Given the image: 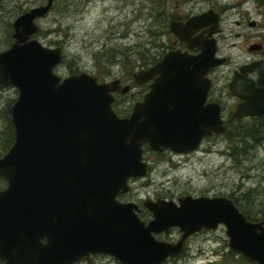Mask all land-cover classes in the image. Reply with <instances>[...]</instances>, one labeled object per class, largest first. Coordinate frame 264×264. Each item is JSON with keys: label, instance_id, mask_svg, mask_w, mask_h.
<instances>
[{"label": "water", "instance_id": "1", "mask_svg": "<svg viewBox=\"0 0 264 264\" xmlns=\"http://www.w3.org/2000/svg\"><path fill=\"white\" fill-rule=\"evenodd\" d=\"M53 5L47 0L20 14L13 43L0 52V85L18 89L10 107L14 142L0 157V176L7 181L0 190L1 264H73L91 254L122 264H162L185 251L190 235L220 225L230 249L264 264V219H249L227 196L148 198V222L139 216V204L118 199L131 190L130 178L149 173L145 143L155 151L189 152L225 131L221 104L206 102L208 74L226 62L215 35L219 13L210 9L171 22V31L199 52L170 49L152 67L136 71L138 84L153 79L151 91L120 117L114 93L128 92L130 85L119 78L99 82L87 71L64 78L54 71L62 47L34 37L37 20ZM230 89L243 99L234 116L263 115L264 60L242 66ZM174 227L181 231L177 241L156 237Z\"/></svg>", "mask_w": 264, "mask_h": 264}, {"label": "rangeland", "instance_id": "2", "mask_svg": "<svg viewBox=\"0 0 264 264\" xmlns=\"http://www.w3.org/2000/svg\"><path fill=\"white\" fill-rule=\"evenodd\" d=\"M46 2L0 0V52L14 41V20L30 8ZM209 9L220 13L222 31L218 35V55L228 57L227 62L213 72V96L225 101L227 97L230 99L228 83L234 70L264 54V5L257 4L256 0H55L51 10L39 20L40 30L35 37L46 46L63 48V61L55 68L62 77L87 71L97 75L100 81L121 78L123 84L132 86L128 92L117 94L114 104L120 115H128L145 90L144 83L134 81V73L146 67L140 63L137 51H142L146 60L157 61L176 39L169 30L170 21ZM251 21L257 25H252ZM255 43H262L263 48L250 49ZM125 49L130 53L128 59L117 54L110 63L108 56H104ZM153 56L155 60L151 59ZM17 97L15 86L0 85L1 153L6 151L3 147L9 137L7 109ZM228 105L230 107L231 101ZM234 110L233 107L230 111ZM241 123L256 124V119ZM239 124L233 118L227 127ZM225 132L207 136L198 149L186 156L175 155L170 159L167 154L150 150L147 152L152 162L150 173L132 178L131 191L120 198L139 203L141 216L146 221L152 218V214L143 206L145 199L162 197L177 201L186 194L231 199L234 196L257 216L253 221L264 219V139L256 144L248 140L238 145L236 156H231L228 150L231 144L226 140ZM4 183L0 180V187L5 186ZM180 236L179 228L171 229L169 234H156L158 239L166 241H176ZM227 242L224 225L202 230L187 239L183 253L165 262L172 259L178 264H219L231 250ZM228 258L231 263L253 264L237 261L236 256L230 254ZM77 264L122 263L110 255L101 254Z\"/></svg>", "mask_w": 264, "mask_h": 264}, {"label": "flooded vegetation", "instance_id": "3", "mask_svg": "<svg viewBox=\"0 0 264 264\" xmlns=\"http://www.w3.org/2000/svg\"><path fill=\"white\" fill-rule=\"evenodd\" d=\"M256 1H257V4L264 5V0H256ZM209 10H210V9H209ZM207 11H208V10H207ZM204 12H206V11H204ZM204 12H201V13H204ZM218 13H219V12H218ZM198 14H200V13H198ZM193 15H197V14H193ZM193 15H189V16L183 17V18H181V19H175V18H174V19H172V20L170 21V23H169V30H170V32H171L172 34L175 35L176 39L172 42V44H169L170 46H168V50H170V49H181V50H183V51H190L191 53H198V52H199V49H197V48H195V49H189L188 44H187L185 41L180 40V39L178 38V36H177L175 33H173V32L171 31V29H170V24H171V22H172L173 20L186 22V21H187L191 16H193ZM219 16H220V13H219ZM220 18H221V16H220ZM251 24L254 25V26L257 25V23H256L255 21H251ZM204 29H205V28H202V29L198 30V31L196 32V34L201 33V31H203ZM220 29H221V30L216 34L217 38H218V35L220 34V32L222 31L221 20H220ZM218 43H219V42H218ZM253 46H256V48H253V49H256V50H261V49L263 48V44H262V43H255ZM218 51H219V45H218ZM165 52H166V51H165ZM260 52H262V51H260ZM224 57L226 58V62H227L228 57H227V56H224ZM160 59H161V58H159V60H160ZM257 60H264V54H262L259 58H255V59H253V60H251V61H248V62H246V63L240 65L237 69H235L234 72H233L232 80H233V78H234L236 72H237L238 70H240V68H241L242 66L251 65L252 63H254V61H257ZM156 62H157V61L148 63L147 66H146L145 68L152 67ZM226 62H225V63H226ZM219 67H220V66H219ZM216 68H217V67L212 68V69L210 70V72H209V76H210L211 79H212V84H211V87H210V89H209L208 97H207V101H206V102H207V103H209V102H219V103L221 104V107H222V114H223V118H224L226 124H228L229 121L233 120V118H234L235 120H241V121H244V120H246V119H253V118H255V119L257 120L258 123H261V126H262V125L264 124V114H263V115H255V116H245V117H242V118H238V117L234 116V113H235V111H236L238 105H239L241 102H243V99H241V98H239V97L233 95V93H232V91H231V89H230V83H231L232 80L228 83L229 92H230V99H228V97H227V98L225 99V101H224L223 99H221V97H214V96H213V94H214V82H215V76L213 75V72L215 71ZM246 74H247V73L244 72V73H242V76H245ZM121 80H122V79H121ZM213 80H214V81H213ZM122 82H123V81H122ZM152 83H153V79L148 80L147 82L144 83V85H145L144 94H143L142 98L139 99V100H136V102L141 101V100L144 98V96H145L147 93H149V92L151 91V84H152ZM131 88H132V86H131ZM117 94H119V93H116V95H117ZM116 100H117V99H116ZM228 101H231V105H230V107H229V105H228ZM136 102H135V103H136ZM135 103H134V105H135ZM134 105H133V107H132L131 112L133 111ZM233 107L235 108V110H234V111H230V110H232ZM131 112H130L129 114H131ZM226 112H228V113H226ZM225 115L228 116L227 119H225ZM227 116H226V117H227ZM229 118H230V119H229ZM261 126H260V127H261ZM261 129H263V128H261ZM197 149H198V148H197ZM150 150H151V152H154V151H155V150H152V149L150 148L149 144L145 143V144L143 145V160L148 164V166H149V171H151V168H152V162H150V160L148 159L147 152H149ZM194 151H195V150H194ZM192 152H193V151H191V152H175V151H173V150H171V149H169V148H164V149H162V150H160V151H157V153H159V154H167L168 158H170V159H172L175 155H178V156H186V155H189V154L192 153ZM0 179H1V178H0ZM4 184H5V183H4ZM5 186H6V185H5ZM5 186L0 187V190L3 189ZM186 195H191V194H186ZM140 213H141V207H140ZM186 243H187V240H186L185 244H186ZM185 248H186V245H185ZM100 255H101V254H99V255H92V254H91L90 257H89V259H86V258L84 257V258H82L81 260H79V261H77V262H75V263H73V264H77V263H79V262H81V261H83V260H90L92 257H94V256H100ZM1 263H3V261L0 259V264H1Z\"/></svg>", "mask_w": 264, "mask_h": 264}, {"label": "trees", "instance_id": "4", "mask_svg": "<svg viewBox=\"0 0 264 264\" xmlns=\"http://www.w3.org/2000/svg\"><path fill=\"white\" fill-rule=\"evenodd\" d=\"M139 53L140 56V60L142 62V65L147 66V64L150 62L148 60H146L145 58H147L142 51H137ZM117 54H121L124 56V59H128L130 57V53L128 52V49L125 50H121L119 52H109V53H105L104 56H108L107 61H109L110 63L114 61L115 57L117 56ZM99 55H103V54H99ZM98 55V56H99ZM103 57V56H101ZM100 58V57H98ZM153 60L156 59L155 56H153V58H151ZM124 61V60H123ZM153 62V61H152ZM11 107V106H10ZM7 120L9 122L8 124V142L7 144L4 145V149H6V151L8 150V148L11 146V144L14 141V135H13V124L11 121V113H10V108L7 109ZM240 124L234 125V126H229V128L227 127L226 132H225V136H226V140H228V142L231 144V146L228 147V150L230 151V155L231 156H236L235 152H238V145L241 144H245L247 143L248 140H252V143H258L259 141L264 139V124L261 126V123H258L256 120V124H252V125H242L241 120H237ZM261 126V127H260ZM263 128V129H261ZM4 151V153L6 152ZM0 152V157L4 154ZM235 154V155H233ZM5 180V179H3ZM250 194V193H249ZM235 203L238 205V207L241 209V211L244 212V214L251 220H256L255 218L257 216H254L253 213H251L250 208L246 207L242 204L239 203L238 198H235L233 196L232 198ZM264 212V211H263ZM264 216V215H263ZM230 255H234L236 256V260L237 261H244L246 263H248V261L240 254L234 252L233 250L229 251ZM226 254L223 256V259H221L219 264H237V263H231L230 259L228 258V255ZM162 264H178L175 260H168L167 262H163Z\"/></svg>", "mask_w": 264, "mask_h": 264}, {"label": "bare ground", "instance_id": "5", "mask_svg": "<svg viewBox=\"0 0 264 264\" xmlns=\"http://www.w3.org/2000/svg\"><path fill=\"white\" fill-rule=\"evenodd\" d=\"M121 80V78H119ZM122 81V80H121Z\"/></svg>", "mask_w": 264, "mask_h": 264}]
</instances>
